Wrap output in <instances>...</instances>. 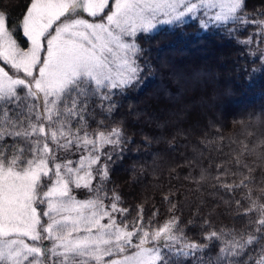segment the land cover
Wrapping results in <instances>:
<instances>
[{
  "label": "snow or ice",
  "instance_id": "1",
  "mask_svg": "<svg viewBox=\"0 0 264 264\" xmlns=\"http://www.w3.org/2000/svg\"><path fill=\"white\" fill-rule=\"evenodd\" d=\"M246 5L28 0L13 21L0 0V264H264V116L253 121L259 134L228 138L220 163L205 167L199 149L185 162V179L197 190L207 184L213 197L228 196L220 199L247 218L243 230L217 227L199 207L181 228L170 195L163 199L172 215L162 224L159 210L145 217L143 205L129 220L120 192L108 187L111 165L132 143L114 119L115 97L140 83V40L161 25L178 29L194 20L230 36L252 25L257 30L237 43L264 44V11L250 14ZM224 140L200 143L222 152ZM189 226L199 229L195 238Z\"/></svg>",
  "mask_w": 264,
  "mask_h": 264
},
{
  "label": "trees",
  "instance_id": "2",
  "mask_svg": "<svg viewBox=\"0 0 264 264\" xmlns=\"http://www.w3.org/2000/svg\"><path fill=\"white\" fill-rule=\"evenodd\" d=\"M3 3L16 21L28 0ZM246 11H264V0H247ZM256 30L248 25L230 36L223 29L201 30L198 22L190 20L178 29L164 25L140 40L142 63L146 61L140 83L115 97L119 109L114 119L123 123L132 143L124 157L111 165L108 184L118 189L122 206L130 209L129 220L136 216L137 206L143 205L145 217L159 210L156 220L162 224L172 215L171 205L163 199L170 195L172 204L177 205L175 215L181 218V228L193 219L197 207L201 216H210L217 227H247V218H236L234 209L220 199H229L223 192L213 197L207 184L197 190L185 179L189 172L185 162L193 157L194 149H199L204 154L203 165L208 167L209 161L215 165L227 158L229 137L244 139L247 131L259 134L253 121L264 116V60L259 58L264 44L248 47L237 43ZM18 39L27 46L22 36ZM204 101L212 105L214 113H207L202 121L192 104ZM184 118L190 126L183 124ZM217 136L225 137L222 152L200 143ZM146 137L151 140L150 146L144 143ZM163 141H172V145ZM211 171L215 174V167ZM185 231L195 238L199 229L189 226Z\"/></svg>",
  "mask_w": 264,
  "mask_h": 264
},
{
  "label": "rangeland",
  "instance_id": "3",
  "mask_svg": "<svg viewBox=\"0 0 264 264\" xmlns=\"http://www.w3.org/2000/svg\"><path fill=\"white\" fill-rule=\"evenodd\" d=\"M188 21H190V20H188ZM162 26H164V25L159 26V28L162 27ZM159 28H158V29H159ZM165 98H166V99H169V98H168V95L165 96ZM201 106H203V107L206 108V109H202ZM192 107H195L196 109H198L197 111H198V114H199V115H197V117L199 118V120H202V121H204V120L207 119V116H208L207 113H211V114L214 113V109L212 108V105H209V104L206 103L205 101H204V102H196V103L192 104ZM197 107H199L200 110H199V108H197ZM161 113H162V115H163V111H161ZM220 116H221V117H220ZM220 116H219V117L222 118V119L225 117L223 111L221 112V115H220ZM219 117H218V118H219ZM204 118H205V119H204ZM184 119H185V120H184ZM184 119H183V121H182L183 124H185V126H190V122L187 121L186 118H184ZM154 159L157 160V159H159V158L154 157ZM105 222H106V221H105Z\"/></svg>",
  "mask_w": 264,
  "mask_h": 264
}]
</instances>
